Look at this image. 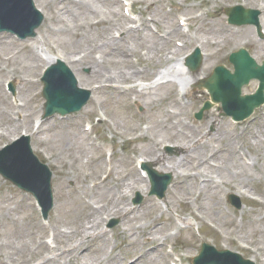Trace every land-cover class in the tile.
<instances>
[{"label":"rangeland","instance_id":"obj_1","mask_svg":"<svg viewBox=\"0 0 264 264\" xmlns=\"http://www.w3.org/2000/svg\"><path fill=\"white\" fill-rule=\"evenodd\" d=\"M60 1L62 0H36L38 4L47 5V11L44 12L46 20L38 31L37 38L20 42L12 35L0 33V151L5 145L11 144L14 138L20 137L24 128L27 129L26 126H30L32 119L40 117V122L43 119V83L40 81L42 70L35 63L33 52L38 53L46 63L51 58L58 56L68 63L76 64L88 56L86 54L91 47L95 48L102 42L108 41L109 38L112 39L115 32L119 31V29L113 30L107 36L103 27L97 29L89 27L88 23L91 22V17L88 11H85L83 16H75L77 6L74 2L61 4ZM157 1L158 3L168 2L172 8L181 9H177L178 12L174 9L172 16H167L162 8L157 7L159 5L157 3L154 14L156 21L163 26L159 31L165 35L170 26L180 28L176 16L183 14L193 19L190 27L183 29L186 33L182 37H179L180 34L177 35V38L172 40L174 43L171 46L163 45L158 54L152 53L144 56L141 61L135 58L133 62L131 59L129 65H123L118 59H115L114 63L117 66L112 64L107 70V76L114 77L116 80L120 72H124L126 75L131 74L133 72V69H130L131 66L139 71L147 67L146 75L148 77L143 81L133 80L129 84H121H123V88L135 87L142 93L146 92L149 98L137 99L140 104L138 106L136 103L132 104V100L128 96L113 93L110 91L112 89L101 92L95 88L101 86V83L94 84L91 88L97 90L92 95L93 99L91 97L89 104L81 112L64 118L57 115L43 120L41 129H38L35 136L31 137L34 155L43 164L50 167L54 173L53 186L63 183L67 188L66 200L64 202L61 200L56 210H52L53 212L48 218L50 222L53 217L51 224L59 223L57 242L60 244L74 239L75 236L72 237L74 232L81 234L84 228L89 227L92 222V213L89 209H85L83 196H87L93 204L96 203L98 206L105 204L107 206L109 195L112 200L114 198L111 190L106 192L103 204L94 201L95 197L101 195L97 188L100 184L99 178L106 173V169L103 172L100 171L99 178L96 179L95 173L101 168L97 165V158L102 157L103 165H105L104 146L106 151L114 148V178L109 182V185L113 186L112 188L130 171H137L134 169L136 167L135 159L139 157H143V160L146 158L150 160L147 162L152 163L157 172L171 174L175 178L172 183V185L175 184V189L172 186L169 188L163 203H157V198L148 195L150 188L147 191L140 189L135 192L136 190L133 189L134 179L132 178L134 176L125 178V184L130 185L132 189L126 188L122 192L129 196L130 207L136 208L131 217L136 218V222L134 223L132 219L124 222L121 217L110 216L106 223L102 224L103 226L99 230L101 234L97 239L91 240V237H87L83 240L88 242L91 254L85 259H82L81 255L80 259H76L70 264H95L96 260L101 263L100 259L107 255L111 251L109 249L112 248H114V253L110 252V257L104 264L132 263L136 257L145 254L146 249L154 247L152 244L143 246L142 243H150L152 239L146 236L147 241H143L140 234L141 231L147 230L142 225L149 227L152 217L156 219L158 226L170 225L171 230L167 229V226H162L164 237H167V234L172 235V232L173 235L175 234L176 230L171 226L172 223L177 225L178 230L181 231L177 232L176 236H172L175 239H169V243H167L169 246L166 249L160 251L158 248H152L153 252L148 255L149 257L147 256L143 260L139 257V261L141 260L139 264H170L171 260L177 261L180 258L183 259L184 264H192L194 256L198 255L201 250L202 242L219 249L228 248L237 253L241 251L242 253H239L246 258L252 256L247 251H242L237 242L247 248L251 245L254 248L264 246V220H262L264 206L258 204L256 206L247 199H242L238 191L243 188L256 196L258 194L264 196V125L262 124L264 122V107L257 110L252 118L243 123H235L223 116V112L220 110L221 105H217L205 114L204 119L197 121L194 117L195 114L210 99L204 90L199 88L190 90L191 93L201 91L206 97L202 93L196 97L191 95L183 100V105L177 107L170 105V100L165 98L173 90L166 84L168 81H177L178 84H181L179 78L181 70L176 62L196 48H200L206 56L216 55L220 62L225 57H229L231 53L238 51L239 48H245L253 55H261L263 61L264 37L260 38L257 35L255 27L235 28L229 25L224 14L225 8L234 7L237 4H241L247 9H261L254 6L258 4L255 0H250L254 5L248 4V6L245 5L244 0ZM80 2L94 8L101 20L109 19L118 25L121 23V19H124V13L119 9L116 12L120 14V17L113 19L109 12L108 2L105 0H80ZM171 7L167 8L168 12L172 10ZM136 11L140 15L143 13L142 20L151 19V15L146 13L144 6H139ZM201 14L202 17L199 16ZM260 16L263 22V10H261ZM222 25L227 28V31H223ZM152 28L155 30V27ZM133 38L134 36H131L124 42L119 41L122 39L116 40L123 49L133 50L135 54L140 55L141 51L145 53L144 48L152 47L154 45L152 42H155V38L157 39L156 36L146 31H140L138 40ZM178 42H187L188 45L185 49L179 48L177 47ZM171 48L181 49L176 55L178 58L174 57V60L165 61V58L171 56L169 52L174 51ZM82 49L86 51V54H84L85 52L78 53ZM102 54L98 48L92 52L91 56L99 59V55H101L103 62L99 61L98 63L108 64L112 60L111 56ZM154 63L157 64V70H152L155 67ZM222 64L228 65L229 62L226 61ZM76 68H79L85 77L91 75V68L88 65L78 63ZM155 72L156 76H154ZM157 74L163 75L164 81L159 82ZM7 82H14L16 98H19L18 100L22 104L20 109L14 106L11 95L5 90ZM103 85L109 86L110 84L103 83ZM257 85L252 81V84L243 89V93L252 94ZM5 95L9 96L10 100L6 99ZM94 100L97 102L99 110L106 113L105 117L101 112L100 117L103 115L107 121L101 119L100 124L97 123L98 119L95 120L100 112L97 106H93L95 112L92 114H86L85 111L93 104ZM145 102L153 106L148 110L144 105ZM7 106L15 109L14 112L8 110ZM167 113L176 114L178 119L173 120V123L178 121L182 123L187 128L185 133L191 136L188 138L189 141L185 142L189 145L187 154L191 156L188 160H181L185 153L175 147L178 141H181L174 139L175 131L165 133L157 126L154 128L155 120L166 122ZM18 114L21 117L19 120H15L14 118ZM24 117H26L25 121H23ZM210 118H213L214 122L209 123ZM148 120L152 123H149ZM9 121L13 123L18 121L17 128H9ZM90 121L94 122V129L93 132H88L91 139L89 141L82 135H86L87 132H84V129L91 123ZM200 131L202 132L198 135ZM28 134L31 135L30 132ZM141 136H143L142 139H137ZM149 137L150 139H147ZM91 142H98L102 145L101 153L98 148L99 151L95 149L94 145H89ZM98 143H96L97 146ZM239 145L243 146V151L245 150L248 156L255 161V166L249 168L250 170L243 171L238 166L237 160L241 163L237 152ZM153 152L158 153L154 154ZM234 152L237 153V156ZM159 158L165 162L167 167H173L175 164V171L165 169L163 164L157 162ZM208 158L214 160L212 170L208 169ZM181 161L184 163L180 164ZM199 166L201 168L200 175H197L196 168ZM204 169L211 174L214 181L218 183L220 181L223 186L230 183L231 186L221 190L213 182L212 186L205 187V180L208 178L202 175ZM94 182L97 184L94 185ZM122 183L120 182V184ZM148 183L146 181V185ZM148 186L150 185L148 184ZM73 188L74 190H72ZM138 196H141L143 201L137 206L134 202ZM252 196L255 197V195ZM71 197L75 199L76 204L72 203ZM230 198L239 199L243 205L242 209H234L229 203ZM154 202L160 207L155 206ZM113 204H116L114 200ZM197 212L202 217L197 215ZM178 218L192 222L187 221L186 224L180 222L179 224ZM39 220H42L41 211L38 210L33 197L23 193L0 177V264H64V261H68L67 264H69V259H63L60 251L53 252L57 257L50 261L54 255L48 254L44 246L36 244L37 241H43L47 237V231L51 230V227L43 229L38 235L36 224L40 223ZM141 220L144 222L142 223ZM47 221L43 222L48 223ZM114 221H118V224L110 229V225ZM53 229L55 230L54 225ZM57 232L55 230L56 234ZM216 232L229 238L227 248L224 247V240L215 236ZM97 234H99L98 230ZM32 236L36 237H34L35 240L32 239ZM246 243H250L249 246ZM27 245L30 248H27ZM165 250L166 256L164 257L163 251ZM261 256L264 258V248ZM256 260L258 262L256 264H264V259L257 258Z\"/></svg>","mask_w":264,"mask_h":264},{"label":"bare ground","instance_id":"obj_2","mask_svg":"<svg viewBox=\"0 0 264 264\" xmlns=\"http://www.w3.org/2000/svg\"><path fill=\"white\" fill-rule=\"evenodd\" d=\"M66 2H70V0H65ZM257 3L261 2L263 7H264V0H255ZM247 3L250 2V0H247L246 1ZM146 4V2H144ZM118 4V1H111L110 0V10L109 12L111 11V7H114ZM148 7H150L151 5L153 4H147ZM77 6V13L79 15H84L85 14V11H88L89 13V16L91 17V20L92 22L89 24V27H103L105 28L104 31L105 33L107 34V36L109 35L108 33L111 32L112 30H115L116 27L114 26V23H112L111 21H105V20H98L96 21V19L98 18V13L94 12L93 9L91 7H89L87 4H83V3H78L76 4ZM0 11L4 14V16H9L10 14H15V15H18V12H17V7L16 5H14L13 3V0H0ZM111 16L112 18H117V14L115 11L111 12ZM156 15L154 14L153 17H155ZM0 17H3L0 15ZM96 21V22H95ZM153 24H156L155 21L151 20ZM130 30V31H129ZM129 33H128V37L130 36H133L134 34V37L135 39L134 40H138V35H139V30L136 29H129ZM145 30L147 31V28H145ZM173 32L169 35V38L167 39L166 37H164V39H160L159 41L162 42V45H166L168 46L170 42V40L174 37V36H177L179 35L181 32L180 30L176 29V28H173L172 30ZM223 31H226L225 28H223ZM134 33V34H133ZM159 45L160 44H154L151 48H149V53H154V54H158L159 53ZM99 48V51L103 54H106L107 56H111V61L108 63V64H104V65H101L99 64L97 61L94 60L93 56L92 55V52L94 50H97ZM178 51H180L178 49ZM177 51L176 48H174V51H170L169 54H171L174 58V55H177L179 52ZM86 53L85 50H81V53ZM130 53L129 51L125 50L122 48V46H120V44L116 43L115 41L113 40H108L106 42H102L99 46L97 47H91L89 49V52L87 53V57H85L84 59H82L79 64L80 65H88L90 68H91V75L88 76V77H85L83 76V74L80 72V70H77V72L74 71V67L73 66H76V64H73L70 65L71 68L73 69V72H75V74H77V78L80 80V84L81 86L83 87L84 85L87 86V87H84V88H88L89 86H92L93 84H99V83H107V84H110L111 82L114 81V77H107V74H108V69H109V66H112V64H115L114 63V60L115 59H118L119 62H121V64L123 65H129V59H130ZM217 56L215 55H211V56H206L205 59H204V66L201 68V70L198 72L199 76L201 77H204V76H207L209 74V72L212 70V67L214 65H216L218 63V60L216 58ZM34 60H36L38 63L41 62V59H39L37 56L34 55L33 57ZM57 59H54L53 60V63L55 64V61ZM168 59L166 58L165 61H167ZM52 62H50V64H53ZM155 64V63H154ZM182 63H177V65H181ZM157 64H155V67L152 69V70H157ZM115 66H117L115 64ZM184 66V64L182 65ZM147 68V67H146ZM130 69H133V72L131 74H128L126 75L124 72H120V75L117 76L118 78L116 79L118 83H124V84H129L131 83L133 80H140V81H143L144 79H146L148 77L147 74V70H142V71H139L137 68H135L134 66H131ZM129 69V70H130ZM131 71V70H130ZM184 73H179V77L182 78L185 82H190V80H192L193 78H195L194 76L195 75H191L190 73L191 72H185V69H183ZM182 71V72H183ZM156 74V72L154 73V75ZM168 86H170L171 88H173L172 90V93L166 97V99L170 100V105H173L175 107L177 106H181V103H180V100H179V96H178V92H177V88H178V85L174 84V83H169L167 84ZM108 88L106 86H101L99 87V90L101 92H106L105 90H107ZM145 90V89H143ZM111 92L113 93H116V94H125V92L123 91H119L118 89H115V88H112V90H110ZM108 91V92H110ZM126 93H130V95H135L137 98H140L141 100H143V98L145 99H148V94L146 92H139L137 89H132V90H128ZM188 95V90L186 89V93L184 96H187ZM94 105H96V102L94 103ZM145 107L148 108V110L150 109L151 106H153L152 104H149L148 102H145L144 103ZM169 105V103H168ZM7 109L8 110H12V108L10 106H7ZM89 109H87L86 111L88 113L90 112H93V109L90 108V110L88 111ZM166 122L164 121H159V120H155L153 122V125H154V128L155 126H157L162 132H172V131H175L176 132V137H174V139H180L181 141L179 142H188L189 139L188 138H191V136H188L186 133H185V130L187 129L182 123H180L179 121L177 123H173V120H177V115L176 114H171V113H167L166 115ZM149 121V120H148ZM213 121V118H210L209 120V123ZM214 122V121H213ZM10 125H9V128H17V124L18 122H11L9 121ZM149 123H152L149 121ZM202 131H200L198 133V135H200ZM85 138L86 135H84ZM177 143V145L180 146V143ZM92 146V144H91ZM180 150H182L185 154L187 153V149L180 146L179 147ZM152 152V150H151ZM154 154H157L156 152H153ZM191 156H184L181 160H188L190 159ZM159 163L163 164L164 168L169 170V169H173V171H175V168H174V165L173 164V167H170V166H166L165 162H162V160L159 158L157 160ZM238 161V166L241 170L245 171V170H248L246 167H243L240 163H239V160ZM184 163L183 161H181L180 164ZM98 165L101 166L100 169H98L95 173V176H96V179L99 178L98 174L100 171H105V169L107 168L105 165H103L102 161H99L98 162ZM209 170H212V166H210L208 168ZM200 166L198 168H196V171L200 172ZM137 174V175H136ZM113 172H109L108 173V177L106 178V180H104L103 182L100 183L99 186H97V188L99 189L100 191V196L99 197H95V202L99 203V204H103L104 202V196H106V192L107 191H111L113 192V200L116 202V204H113V200L112 198L110 197V195L108 196V204L106 206V204L104 206H99L97 208H92V204L89 202L88 204L87 203H84V207L85 209H89L92 213V222H90V226L89 227H85L83 232L80 234L79 232H74L72 234V237L73 235L75 236L74 239H71L69 240L68 242H66L65 244H60L58 243V238H59V233L57 232V227L59 226V223H52L54 226H55V230L57 232V234L55 235V243L56 246H52L51 248L52 249H48L47 247H45V245L43 243L41 244H38L36 243L37 245H40V246H44L46 248L47 251H60L61 253V257L64 259V258H68L69 259V263L72 262V261H75L76 259H80V256L82 255V259H85V257L89 256L91 253V249L89 248V244L87 241H83L85 240V238L87 237H91V240H95L97 239L101 232H99L100 228L102 227V224L105 222V215L106 217H110V216H113V217H121L123 219L124 222H127V221H130L132 219V221L135 223L136 222V218H131L135 212V209H133L132 207H130V203L128 201L129 199V196H127V194H124L122 192L123 189H126V188H129V189H132V187L128 184H125V181L126 179L125 178H130L132 176L133 179H134V187L133 189H135L136 191H138L139 186L140 185H144L142 184L143 181L139 178V174L136 173L134 170L130 171V173L128 175H125L122 177V180L121 181H118L116 182L115 184V187L112 188L113 186H110L109 185V182L113 179ZM125 179V180H123ZM120 182L122 184H120ZM205 187L207 186H211L213 184L212 181L210 180H205ZM138 187V188H137ZM175 187V185H174ZM56 197H57V201L58 203H61V200L64 202L66 200V197H67V193L66 192V185H64L63 183H60L56 186ZM74 190V188L72 189ZM72 198V197H71ZM73 199V198H72ZM105 201H107L105 199ZM72 203L73 204H76V201L75 199L72 200ZM151 223L149 225V227H147V225H142L144 226L145 228H147V230H143L141 231V236L143 238H145L146 236L147 237H151L152 241H150V243H142L143 246H149L150 244L154 245V247H152L153 249H160V251L164 250L163 248L165 247L166 243H167V240L168 238L164 237V228L162 226L164 225H160L158 226L157 225V221L154 217H152L151 219ZM262 220H264V218H262ZM141 222L143 223L144 220H141ZM165 227V226H164ZM36 228H37V233L38 235L41 234V231L43 230V225H41V223H37L36 224ZM139 229H144V228H139ZM138 229V230H139ZM54 230V231H55ZM99 232V234L96 235V232ZM106 234L107 232L105 233V237H106ZM163 234V237L161 236ZM30 235H32L30 233ZM35 236H32V239H34ZM36 238V237H35ZM54 242V241H53ZM27 248H30V246H26ZM146 249V252L145 254L141 255V256H138L136 257L132 263L129 262V264H139V262L143 259H145V257L147 258V256L153 252L151 249ZM109 250H113L114 251V248L112 249H109ZM108 252V251H107ZM258 253H259V250L257 249V252L253 253L255 256L259 257L258 256ZM57 257V255H54L53 258L50 259V261H53L55 258ZM110 257V252H108L107 255H105L101 260V263L99 261L96 260L95 264H104L107 260V258ZM142 258L140 261L139 259ZM149 257V256H148ZM13 262V261H12ZM14 263H19V262H14Z\"/></svg>","mask_w":264,"mask_h":264},{"label":"water","instance_id":"obj_3","mask_svg":"<svg viewBox=\"0 0 264 264\" xmlns=\"http://www.w3.org/2000/svg\"><path fill=\"white\" fill-rule=\"evenodd\" d=\"M13 3L17 7L18 15L10 14L9 16L5 17L4 14L0 11V15L3 16V17H0V29L1 30H7V31L10 30L12 32H15V33L19 34L22 37H26L28 35H31L32 26H30L28 28L27 32H25L23 30V27H22V25L26 23V20L32 16L33 7H32V5L30 3V0H13ZM234 61H235V64H236L237 71L240 72L239 62L236 61V59H234ZM248 71L251 72V71H253V69L252 68H248ZM250 76H251L250 78H252V76L258 77L259 79L261 78V76L258 75V74H253V75L251 74ZM250 78L244 80L243 82L248 83ZM211 81L212 80H209L208 84ZM208 84H207V86L210 85V84L209 85ZM263 88H264V82H263L261 91L263 90ZM211 92H212V94H214L215 99L217 101H219L220 100V95L215 91V89L213 87H211ZM253 107L254 106L251 105V104L248 105V111L245 113L244 116H242L241 119H243V117L248 116V114L252 112ZM61 112L64 113L63 111H61ZM4 174H5L4 176H6L8 179L12 180L14 183H17L19 186H21L25 190H31V188L29 186L25 187L24 184L20 180H18L17 178H14V176L12 174H10L8 172H5ZM46 184L48 186L49 180L47 181ZM33 192H35V191H33ZM35 193L43 194L42 192H35Z\"/></svg>","mask_w":264,"mask_h":264}]
</instances>
